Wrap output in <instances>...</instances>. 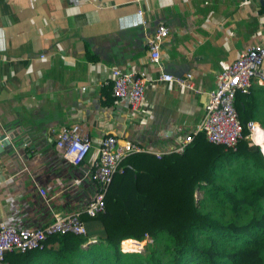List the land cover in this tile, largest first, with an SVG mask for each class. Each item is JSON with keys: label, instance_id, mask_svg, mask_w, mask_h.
Here are the masks:
<instances>
[{"label": "crops", "instance_id": "crops-1", "mask_svg": "<svg viewBox=\"0 0 264 264\" xmlns=\"http://www.w3.org/2000/svg\"><path fill=\"white\" fill-rule=\"evenodd\" d=\"M160 23L171 35L155 63L146 38ZM261 43L264 0H0V135L10 140L0 150V223L39 228L90 201L107 135L156 150L176 145L200 121L218 74ZM113 67L145 72L141 111L112 94ZM163 73H191L200 92L161 80ZM255 90L264 129V85ZM69 122L93 139L80 165L56 148L53 128Z\"/></svg>", "mask_w": 264, "mask_h": 264}, {"label": "trees", "instance_id": "trees-1", "mask_svg": "<svg viewBox=\"0 0 264 264\" xmlns=\"http://www.w3.org/2000/svg\"><path fill=\"white\" fill-rule=\"evenodd\" d=\"M260 103L255 85L237 94L245 138L236 150L200 133L183 153H133L103 211L83 215L86 234L48 235L4 264H264V155L247 139ZM146 238L144 250L128 245Z\"/></svg>", "mask_w": 264, "mask_h": 264}, {"label": "built area", "instance_id": "built-area-1", "mask_svg": "<svg viewBox=\"0 0 264 264\" xmlns=\"http://www.w3.org/2000/svg\"><path fill=\"white\" fill-rule=\"evenodd\" d=\"M170 35V27L160 23L156 26L154 35L146 38L152 62L160 61L162 46ZM160 79L200 92L191 73L185 77L163 73ZM110 81L113 84V95L119 101L124 102L130 110L141 111L148 81L145 72L113 67ZM255 84L264 85V43L248 46L224 67L217 76L216 88L209 93V100L203 108L200 121L190 133L178 139L176 145L156 150L131 140L120 144L118 138L112 134L103 137L93 162L92 174L97 184L94 197L76 210L55 214L54 219L43 227L28 228L11 222L0 223V264H4L8 252L28 251L39 246L48 235L69 231L86 234L83 215L95 216L103 211L106 195L116 172L121 169L124 159L133 153L148 152L158 157L173 152L183 153L200 133L212 143L236 150L240 141L245 138L244 126L236 108L237 94L249 93ZM257 125L260 124L255 120L247 124L251 139ZM53 131L58 152L72 165H80L93 148V139L81 123H65L54 127ZM39 190L49 200L47 187H40Z\"/></svg>", "mask_w": 264, "mask_h": 264}, {"label": "rangeland", "instance_id": "rangeland-1", "mask_svg": "<svg viewBox=\"0 0 264 264\" xmlns=\"http://www.w3.org/2000/svg\"><path fill=\"white\" fill-rule=\"evenodd\" d=\"M263 117H264V115H263ZM247 139L250 140L251 137L249 136V138H247ZM252 143H254V142H252ZM260 150H261V148H260ZM196 197H197V199H202L204 197V191L201 189H198L196 192ZM150 241H151L150 239L146 238L144 241H138L137 243H130L128 245L130 247H137L139 250H144L146 244L148 245L149 243H151Z\"/></svg>", "mask_w": 264, "mask_h": 264}, {"label": "bare ground", "instance_id": "bare-ground-1", "mask_svg": "<svg viewBox=\"0 0 264 264\" xmlns=\"http://www.w3.org/2000/svg\"><path fill=\"white\" fill-rule=\"evenodd\" d=\"M253 139L255 143H257L262 147L264 152V129L260 125H257V127L255 128V131L253 133ZM130 243H137V242L133 241V242H129V244Z\"/></svg>", "mask_w": 264, "mask_h": 264}, {"label": "water", "instance_id": "water-1", "mask_svg": "<svg viewBox=\"0 0 264 264\" xmlns=\"http://www.w3.org/2000/svg\"><path fill=\"white\" fill-rule=\"evenodd\" d=\"M9 142H10V140H9L7 134H1L0 135V150L4 146V144L9 143Z\"/></svg>", "mask_w": 264, "mask_h": 264}]
</instances>
